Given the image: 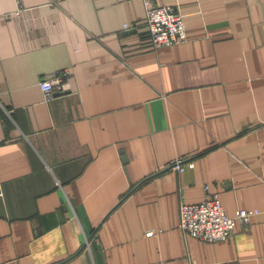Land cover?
<instances>
[{
	"label": "crops",
	"instance_id": "obj_1",
	"mask_svg": "<svg viewBox=\"0 0 264 264\" xmlns=\"http://www.w3.org/2000/svg\"><path fill=\"white\" fill-rule=\"evenodd\" d=\"M156 2L186 41L153 47L142 0H0V264H264V0ZM206 187L258 213L185 237Z\"/></svg>",
	"mask_w": 264,
	"mask_h": 264
},
{
	"label": "built area",
	"instance_id": "obj_2",
	"mask_svg": "<svg viewBox=\"0 0 264 264\" xmlns=\"http://www.w3.org/2000/svg\"><path fill=\"white\" fill-rule=\"evenodd\" d=\"M146 9L147 28L153 47H162L187 40L184 14L174 5L157 3L156 0H142ZM134 25L126 24L127 29ZM70 77L68 69L44 73L40 86L49 98L55 92H64ZM194 165L193 160L174 161L170 168L184 170ZM206 198L200 202L182 201L180 204L179 227L185 237L193 236L205 241L227 239L237 223L247 228L257 209L240 208L235 215L229 214L221 198L206 187ZM3 193L0 191V195Z\"/></svg>",
	"mask_w": 264,
	"mask_h": 264
},
{
	"label": "water",
	"instance_id": "obj_3",
	"mask_svg": "<svg viewBox=\"0 0 264 264\" xmlns=\"http://www.w3.org/2000/svg\"><path fill=\"white\" fill-rule=\"evenodd\" d=\"M170 168V167H169ZM166 169H163V170H161V171H159V172H157V173H162V172H164ZM136 186H138V185H136ZM135 188V187H134Z\"/></svg>",
	"mask_w": 264,
	"mask_h": 264
}]
</instances>
